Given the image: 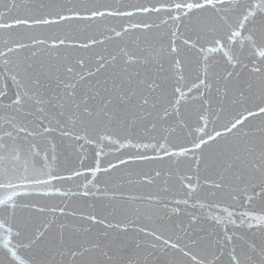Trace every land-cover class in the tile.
<instances>
[{"label": "snow or ice", "instance_id": "1", "mask_svg": "<svg viewBox=\"0 0 264 264\" xmlns=\"http://www.w3.org/2000/svg\"><path fill=\"white\" fill-rule=\"evenodd\" d=\"M0 264H264V0H0Z\"/></svg>", "mask_w": 264, "mask_h": 264}]
</instances>
